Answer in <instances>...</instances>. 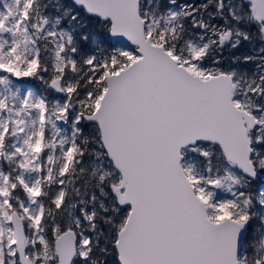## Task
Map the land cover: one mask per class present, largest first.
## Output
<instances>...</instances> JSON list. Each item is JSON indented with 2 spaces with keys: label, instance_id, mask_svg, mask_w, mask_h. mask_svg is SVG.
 Here are the masks:
<instances>
[{
  "label": "snow or ice",
  "instance_id": "1",
  "mask_svg": "<svg viewBox=\"0 0 264 264\" xmlns=\"http://www.w3.org/2000/svg\"><path fill=\"white\" fill-rule=\"evenodd\" d=\"M0 264H264V0H0Z\"/></svg>",
  "mask_w": 264,
  "mask_h": 264
},
{
  "label": "rangeland",
  "instance_id": "2",
  "mask_svg": "<svg viewBox=\"0 0 264 264\" xmlns=\"http://www.w3.org/2000/svg\"><path fill=\"white\" fill-rule=\"evenodd\" d=\"M32 84H33L34 87L39 88L38 82H32ZM219 196L221 198H227L226 194H224V193H219Z\"/></svg>",
  "mask_w": 264,
  "mask_h": 264
},
{
  "label": "flooded vegetation",
  "instance_id": "3",
  "mask_svg": "<svg viewBox=\"0 0 264 264\" xmlns=\"http://www.w3.org/2000/svg\"><path fill=\"white\" fill-rule=\"evenodd\" d=\"M247 45H245V47L244 48H242V49H240L239 50V52L237 53V54H240V53H246L247 52ZM225 55L227 56L228 54L227 53H225ZM249 67H251V66H249Z\"/></svg>",
  "mask_w": 264,
  "mask_h": 264
}]
</instances>
